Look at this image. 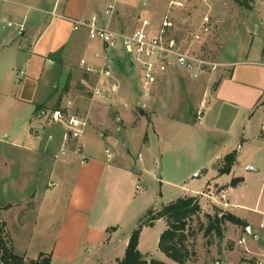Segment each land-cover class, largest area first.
Listing matches in <instances>:
<instances>
[{
    "label": "crops",
    "instance_id": "0c3cea01",
    "mask_svg": "<svg viewBox=\"0 0 264 264\" xmlns=\"http://www.w3.org/2000/svg\"><path fill=\"white\" fill-rule=\"evenodd\" d=\"M147 2L134 0L132 4L146 6ZM107 3L0 0V97L10 95L12 104L9 114L0 113V217L14 253L31 259L27 253L33 247L29 243L23 253L15 251L16 241L6 221L9 215L17 218L21 231L28 228L32 240L36 235L39 240L49 239V246L38 249L39 256L51 255L52 264H84L80 256L86 247L116 249L119 241L115 239L125 220L137 227L145 209L131 213L125 204L144 203L149 197H142V191L157 190L154 185H159L175 198L172 203L225 187L220 196L210 198L244 225H224L216 264H264V229L260 227L264 177L257 199L250 201L246 193L254 175L264 172V0H251L250 9L222 41L217 62L213 60L219 67L202 78L213 87L206 88L196 113L180 112L179 86L171 71L147 89L150 94L143 99L139 96L140 115L134 111V121L127 123L122 112L129 105L120 93L114 102L90 103L78 90L96 80L81 62L100 68L103 62L96 56L104 50L89 40L86 31L73 32L70 20L102 15ZM124 8L118 7L111 25L126 33H133L143 16L150 14L143 10L129 18L121 15ZM213 21L216 28L214 17ZM215 28L208 46L215 38ZM112 65L119 71L125 68L119 58ZM123 96L132 97L126 91ZM69 101L74 102L73 114L81 113L89 120L88 147L84 157L69 154L56 160L66 129L54 124L51 115ZM144 122L146 136L134 156L129 148L138 141L136 132ZM117 136L127 141L126 151L118 150ZM229 155H235L236 162L229 173L221 174ZM203 170L207 171L201 174ZM235 170L247 175L233 176ZM197 174L200 179L195 178ZM225 177L232 181L221 185ZM238 178L243 181L230 187ZM203 181L208 184L206 191L200 190ZM131 236L123 243L125 250ZM243 238L245 243L239 245ZM210 251L213 257V247Z\"/></svg>",
    "mask_w": 264,
    "mask_h": 264
},
{
    "label": "rangeland",
    "instance_id": "374dc122",
    "mask_svg": "<svg viewBox=\"0 0 264 264\" xmlns=\"http://www.w3.org/2000/svg\"><path fill=\"white\" fill-rule=\"evenodd\" d=\"M171 0H150L147 2L146 6L144 4H139L135 7L132 3L127 4H121L120 7H125L122 10V16H127L129 18H132L133 16H137L139 13H141L143 10H147L150 14L148 16H143V19H149L151 22L152 20L157 24L160 23L164 13L166 12L169 2ZM187 2V7L185 11L179 12L175 16V22L177 25L176 33L178 34V38L180 40H184L183 45H185V41H189L191 35L196 31V22L199 19V17L202 15L203 12L208 10L206 8V5L204 4L203 0H185ZM207 5H209V8L212 11V15L214 19L216 20V28H215V38L213 39L212 43L206 47H202L203 45H196L195 53L196 54H210V59L217 62L218 54L222 49V41L224 39L228 38V35L232 32L234 29V26H236L237 22H240V18L244 17V14L250 9V3L251 0H206ZM131 4V5H130ZM153 22V24H154ZM132 21L130 20L128 25H131ZM120 31V30H118ZM124 32V31H121ZM215 40V41H214ZM213 55V56H212ZM119 58L123 61V64H125V68L123 70L114 68V72H116V76L119 79V82L121 84L120 88V96L123 97V101L129 105V109L127 111L122 112V116H126V123L127 121H134V116L140 115V109L138 106L142 103L141 98L143 99L146 94H150L151 91H147L145 86L141 83L140 80V74L137 69H134L128 61L127 55L125 52H116L115 53V60ZM113 66V65H112ZM116 66V65H115ZM114 67V66H113ZM173 75H175L178 86H179V96H178V102L180 107V112L184 113L185 115H192L196 113L197 105L202 99L204 92L206 88L211 84H207L208 82L205 80H202L204 77H208L211 73H213L211 70L205 74L204 76L198 78V79H191L188 75L185 73L175 70L172 72ZM95 83L94 81L91 83V81H87L83 87H77L80 91V95H82V98L84 101L88 100L90 103L93 101L91 100V92L94 87ZM210 90L212 89V84L209 86ZM131 92L132 97L126 98L123 96L124 92ZM141 96V98H139ZM73 99V98H72ZM11 99L10 95L2 96L0 97V113L4 114L11 111ZM116 106H119L116 104ZM121 109L122 107L119 106ZM95 108V107H94ZM120 109V110H121ZM123 110V109H122ZM135 111V112H134ZM134 112V114H133ZM78 114V113H77ZM77 116L84 117L81 113H79ZM129 126L133 127V123ZM3 124V123H2ZM146 123L144 122L136 132L137 134V140L136 143L129 148V151L132 155L136 156L138 153V144L140 143V140H143L145 138L146 133ZM131 130V128H129ZM116 143L119 145L118 150L126 151L124 149V145H127V141L121 139L120 136L115 137ZM117 145V146H118ZM207 171V170H206ZM244 172V170H235L233 176L240 177V175ZM210 173H212V170H210ZM264 172L261 170V172H257L254 175V180L251 181L249 184V187L246 191L248 195V199L251 201L253 198L257 199L261 189H262V179H263ZM243 175H247L246 172H244ZM232 181L231 178H222V180L219 182L221 185H227L228 182L230 183ZM194 183V182H193ZM196 184V183H194ZM207 185L205 184V181H203V185L201 184V191H206ZM157 187V190H149V191H142L141 195L142 197H149L147 198L144 203H142L140 206L135 203L132 205L125 204V207H130V211H134L135 209L143 208L145 209L144 214L140 217L138 220L137 227L130 221L125 220L123 228L121 232L116 236L117 241H119V245H116V249H114V246H108V247H99L98 245H91L85 248L83 250L82 255L80 256V261H84V264H120L126 256L127 250L124 249V241L125 239L132 233H134L141 223L147 222L148 220H151L154 216L159 213L164 206L168 205L171 201H173L175 198H170V194L168 195L164 190L159 189V185H154ZM141 187H144L143 185ZM225 189V187L222 188H216L213 190H209L208 192H204V196H194L197 198V200L200 203L201 206V213L194 217L190 221V233L196 234L195 239H191L190 244L193 246V248L198 253V258L196 263L194 264H216L217 257H218V242L216 236H213L210 239H206L204 237V231H200L201 226H207L208 220L205 217L206 215L210 214L214 216L217 213L223 212L225 208L222 207V205L218 204V200H213L210 197H213L215 195L220 196L221 190ZM264 191V190H263ZM140 194V193H139ZM263 195V192H262ZM149 210V211H148ZM148 211V212H147ZM6 221L8 223V229L11 233V236L13 240L16 241V248L15 251L17 253H23V248L27 247L29 243H32V249H29L27 253V257L31 259H38L39 258V250L40 247H46L50 245L49 239L42 240L37 239V235L32 240L31 239V232L28 230L21 231L18 226V221L15 216H7ZM135 227V228H134ZM166 225L165 221L162 219L156 220L153 222L152 225H141V232L139 237V244L141 243V246H138V251L141 254V256L144 259L147 260H158L164 263L169 264H175L172 261H170L164 254L161 253L159 250V241L161 234L165 230ZM32 241V242H31ZM211 242V245H210ZM34 245V246H33ZM213 247L215 255L212 257L210 254V248ZM25 255V254H23ZM51 256V255H50ZM120 259V260H118ZM1 264V263H0ZM53 264H68L64 261H55Z\"/></svg>",
    "mask_w": 264,
    "mask_h": 264
},
{
    "label": "built area",
    "instance_id": "2783aa9c",
    "mask_svg": "<svg viewBox=\"0 0 264 264\" xmlns=\"http://www.w3.org/2000/svg\"><path fill=\"white\" fill-rule=\"evenodd\" d=\"M133 1L108 0L102 15L70 20L73 32L86 31L89 40L99 43L104 50L103 55L97 54L96 56L103 62L100 68L94 69L88 67L85 61L81 62L85 72L96 77L91 92L92 101L107 100L114 102L117 100L121 84L115 75L112 64L116 62L114 56L118 51L126 53L129 64L139 71L141 83L146 89L155 86L162 76L171 71L179 70L191 79H198L210 70L212 72L217 70L218 64L213 62L209 56L203 53H195L196 45L206 47L215 28L212 11L206 0L203 1L208 10L197 20L196 31L191 35L189 41H185V45H183L184 40L178 38L175 22L176 14L185 11L187 7L185 0H171L160 23L156 24L153 20L151 22L149 19H142L133 33L113 29L111 22L119 5ZM52 16L57 17L55 14ZM8 27L11 28L13 25L9 24ZM20 74L24 76L25 72L22 71ZM127 107L125 104L124 108ZM73 108L74 102L69 101L63 110L55 111L51 115L54 124L64 125L66 129L63 145L55 155L56 160L64 159L69 154L84 157L88 147L89 120L73 114L71 112ZM201 117L202 112H199L198 120ZM262 132L264 133V125ZM222 194L225 198V191ZM260 227L264 229V217ZM244 243L245 238L239 241V245Z\"/></svg>",
    "mask_w": 264,
    "mask_h": 264
},
{
    "label": "trees",
    "instance_id": "16d2710c",
    "mask_svg": "<svg viewBox=\"0 0 264 264\" xmlns=\"http://www.w3.org/2000/svg\"><path fill=\"white\" fill-rule=\"evenodd\" d=\"M238 1V0H237ZM147 141V138H146ZM236 162L235 155L225 158V166L220 170L221 174H227ZM243 181L242 178L233 180L230 187H237ZM199 201L195 197H184L165 206L156 216L147 222L141 223L139 228L132 234L125 259L120 264H166L158 260L144 259L138 251L141 225H152L154 221L162 219L166 222L167 228L161 234L159 250L170 261L175 264H194L197 261L198 253L190 244L196 234L190 233V221L201 213ZM208 220L207 226H201L204 237L210 239L216 236L220 241L223 239L224 225L230 223L243 226L240 220L233 215L220 212L214 216H205ZM211 245V242H210ZM219 245V242H218ZM0 263L1 264H52L50 255L41 254L38 259L31 260L14 253L13 243L6 229V223L0 217Z\"/></svg>",
    "mask_w": 264,
    "mask_h": 264
},
{
    "label": "water",
    "instance_id": "95a60500",
    "mask_svg": "<svg viewBox=\"0 0 264 264\" xmlns=\"http://www.w3.org/2000/svg\"><path fill=\"white\" fill-rule=\"evenodd\" d=\"M204 173H206V170H203L202 172H201V174H204ZM201 174H197L196 176H195V178L196 179H200L201 178ZM222 241V240H221Z\"/></svg>",
    "mask_w": 264,
    "mask_h": 264
}]
</instances>
